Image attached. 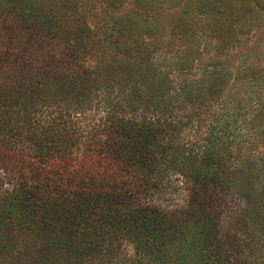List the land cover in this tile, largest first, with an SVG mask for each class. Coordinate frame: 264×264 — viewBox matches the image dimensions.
Instances as JSON below:
<instances>
[{"label": "trees", "instance_id": "1", "mask_svg": "<svg viewBox=\"0 0 264 264\" xmlns=\"http://www.w3.org/2000/svg\"><path fill=\"white\" fill-rule=\"evenodd\" d=\"M78 1L93 24L57 0H0V264H264V103L216 100L212 73L185 80L176 57L181 105L169 106L130 24L141 14L103 18ZM228 1L230 17L250 18L249 2ZM95 44L113 61L99 79L75 65ZM256 46L222 60L238 59L252 93L264 85ZM96 108L103 120L83 126Z\"/></svg>", "mask_w": 264, "mask_h": 264}, {"label": "rangeland", "instance_id": "2", "mask_svg": "<svg viewBox=\"0 0 264 264\" xmlns=\"http://www.w3.org/2000/svg\"><path fill=\"white\" fill-rule=\"evenodd\" d=\"M85 1L88 2V8H92V12H97L103 18L107 14L106 10L108 9L114 16L123 15L125 12H129L132 15H135V13L141 14L138 20L130 21V24L132 28H135V25L143 26V29L138 32V39L145 44L150 43V46H148L149 72L147 73L155 75L156 83L160 81L156 91L160 93V99L169 102V106L177 107L181 105L178 100L182 95L177 93V87L181 85V81L179 82L180 77L177 71L172 70L176 61H173V59L176 57L184 61L186 66L184 75H181L185 80L193 78L202 70L207 71V75L212 73V77L217 80L215 92L217 91L218 97L216 100H219V97L224 94L233 93V91H238L240 92L239 94L246 91L247 95H251L253 102L256 100L264 103V85H256L257 87L253 88L256 92H253L255 94L248 92L250 84L243 85L244 82L249 81L248 74H242L235 70L238 65V59L234 60L235 58H231L230 63H222V60L227 58V53L234 54L241 47L249 49L251 46L255 47L257 43L264 41V19L252 13H256L257 10L260 14H264V0H253L252 2L249 0H236L239 4L241 2H249L246 7V13L250 14V18L244 20H235L229 16L230 10H237L238 8H236L235 2L230 3L228 0H220L227 2V5L221 6H218L212 0H172L171 3L170 0H145V5L160 2L162 8H142L139 3L134 2L135 0H121L119 3H111V0ZM68 2L72 4V7L64 5V0H57V8L66 9V11L70 8L67 12L74 10L85 14L84 8L80 6L78 0H68ZM201 2L204 3V6L201 5ZM85 15L89 24H93L91 16L89 14ZM155 26L160 31L158 33L152 32L159 39L156 43L151 41L152 37L149 35L152 29L157 28ZM147 27L152 29H145ZM219 37L222 41L228 43L229 46L225 48L226 51L221 52L215 49V42ZM257 47H255V50ZM216 57L220 58L221 63L216 61ZM104 64L112 66L113 61L107 57L104 60L96 44L92 45L89 52L82 54L75 63L79 68L82 66L94 68V76L97 79H99L100 74L99 68ZM155 87L156 84H154ZM1 91L2 87H0ZM174 91L179 96L177 100L174 98L176 97V94L173 95ZM195 94H185L186 99L192 100L197 96ZM186 104L188 106L189 103ZM105 111L106 108L91 110L92 116L89 115V117H92V121L87 117L83 118L81 116L80 120L83 126L89 127L92 122L103 120ZM239 112L241 113V111ZM243 112L248 114V108H245ZM262 128L263 125L259 129L261 130ZM261 137H264V135ZM263 143L264 141L257 142L253 148L254 154L256 152H264ZM235 151H237L236 156H239L240 153L242 154V152L238 153L237 148H235ZM238 237L244 239L243 235H238ZM125 252L130 254L131 250L127 249Z\"/></svg>", "mask_w": 264, "mask_h": 264}]
</instances>
